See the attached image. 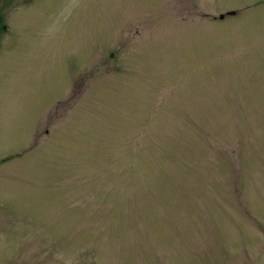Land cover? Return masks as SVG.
Segmentation results:
<instances>
[{
	"label": "rangeland",
	"instance_id": "374dc122",
	"mask_svg": "<svg viewBox=\"0 0 264 264\" xmlns=\"http://www.w3.org/2000/svg\"><path fill=\"white\" fill-rule=\"evenodd\" d=\"M0 264H264V0H0Z\"/></svg>",
	"mask_w": 264,
	"mask_h": 264
},
{
	"label": "water",
	"instance_id": "95a60500",
	"mask_svg": "<svg viewBox=\"0 0 264 264\" xmlns=\"http://www.w3.org/2000/svg\"><path fill=\"white\" fill-rule=\"evenodd\" d=\"M229 13H230V14H232V13H233V11H231V12H229ZM223 16H224V15H223V14H221L219 17H220V18H223Z\"/></svg>",
	"mask_w": 264,
	"mask_h": 264
}]
</instances>
